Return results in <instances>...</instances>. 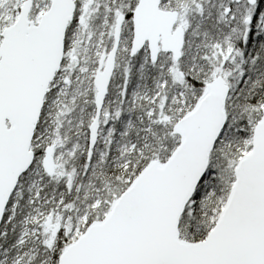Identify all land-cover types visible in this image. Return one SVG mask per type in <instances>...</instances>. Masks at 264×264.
<instances>
[{"label": "snow or ice", "instance_id": "6c2138e0", "mask_svg": "<svg viewBox=\"0 0 264 264\" xmlns=\"http://www.w3.org/2000/svg\"><path fill=\"white\" fill-rule=\"evenodd\" d=\"M0 264H264V0H0Z\"/></svg>", "mask_w": 264, "mask_h": 264}]
</instances>
